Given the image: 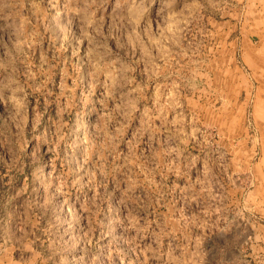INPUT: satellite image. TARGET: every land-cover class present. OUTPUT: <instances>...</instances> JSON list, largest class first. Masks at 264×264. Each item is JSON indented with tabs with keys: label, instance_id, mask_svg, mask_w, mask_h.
Instances as JSON below:
<instances>
[{
	"label": "rangeland",
	"instance_id": "rangeland-1",
	"mask_svg": "<svg viewBox=\"0 0 264 264\" xmlns=\"http://www.w3.org/2000/svg\"><path fill=\"white\" fill-rule=\"evenodd\" d=\"M0 264H264V0H0Z\"/></svg>",
	"mask_w": 264,
	"mask_h": 264
}]
</instances>
